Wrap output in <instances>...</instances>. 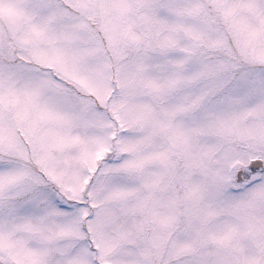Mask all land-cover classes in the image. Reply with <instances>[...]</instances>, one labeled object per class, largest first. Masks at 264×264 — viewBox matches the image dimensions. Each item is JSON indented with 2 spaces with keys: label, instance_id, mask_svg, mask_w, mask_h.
Returning <instances> with one entry per match:
<instances>
[{
  "label": "snow or ice",
  "instance_id": "obj_1",
  "mask_svg": "<svg viewBox=\"0 0 264 264\" xmlns=\"http://www.w3.org/2000/svg\"><path fill=\"white\" fill-rule=\"evenodd\" d=\"M0 264H264V0H0Z\"/></svg>",
  "mask_w": 264,
  "mask_h": 264
}]
</instances>
